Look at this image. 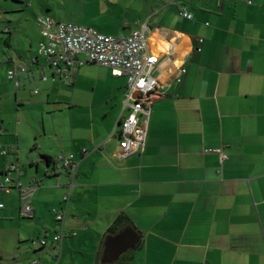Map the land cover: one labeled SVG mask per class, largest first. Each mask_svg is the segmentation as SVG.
Listing matches in <instances>:
<instances>
[{
    "label": "crops",
    "instance_id": "crops-1",
    "mask_svg": "<svg viewBox=\"0 0 264 264\" xmlns=\"http://www.w3.org/2000/svg\"><path fill=\"white\" fill-rule=\"evenodd\" d=\"M171 7L186 24L154 4L133 27L73 23L111 37L144 23L151 28L148 51L158 58L159 88L144 152L124 160L117 158L116 124L127 115L126 79L90 64L57 75L37 59L35 23V44L17 52L18 34L11 25L2 28L0 182L8 165L19 173L8 174V193L0 190V264H105L106 238L128 228L107 233L121 216L139 242L109 264H264V0H173ZM181 8L191 20L179 15ZM20 66L27 72L8 80L7 72ZM27 85L30 98L22 92ZM61 102L65 120L50 119L48 111L37 125L38 112L23 111ZM59 155L79 163L73 181L55 167ZM32 182L33 216L24 219L16 186ZM55 209L64 212L66 237L53 262L52 248L30 244L50 243L60 230Z\"/></svg>",
    "mask_w": 264,
    "mask_h": 264
},
{
    "label": "built area",
    "instance_id": "built-area-1",
    "mask_svg": "<svg viewBox=\"0 0 264 264\" xmlns=\"http://www.w3.org/2000/svg\"><path fill=\"white\" fill-rule=\"evenodd\" d=\"M179 15L186 20H191L192 15L184 8L179 10ZM35 25L40 35V42L36 50L37 59H42L45 65L57 75L71 76L78 67L86 64L108 69L114 78H125L126 85L123 92V110H127L124 119L118 120V139L120 152L119 160H124L133 155L144 152L147 124L151 112V104L157 94L158 84V58L148 51V38L151 28L144 23L138 29L122 37L105 36L90 27L79 26L69 22H55L49 17L36 18ZM81 57L83 59H81ZM27 70L24 66L7 72V79L14 80L17 74H24ZM42 80H46L42 77ZM37 92L34 91V94ZM9 151H1L5 156ZM85 152V151H84ZM206 152H211L206 151ZM226 156L219 154V162L222 164ZM57 170H62L75 178L79 163L73 155H59L53 160ZM18 172L14 165L5 167L3 181L0 182V190L8 193L11 179L9 173ZM19 173V172H18ZM28 186L17 184L19 192L21 218L29 219L33 216L30 205L31 196L36 189L35 182ZM69 195L64 196L66 203ZM4 204L0 202V211ZM55 222L61 226L48 243L45 239H37L31 242L35 248H52V260L58 261L59 246L66 234L62 228L64 212L61 209L52 211ZM32 264H37L33 261Z\"/></svg>",
    "mask_w": 264,
    "mask_h": 264
},
{
    "label": "rangeland",
    "instance_id": "rangeland-1",
    "mask_svg": "<svg viewBox=\"0 0 264 264\" xmlns=\"http://www.w3.org/2000/svg\"><path fill=\"white\" fill-rule=\"evenodd\" d=\"M172 2L173 0H0V39L6 37V35L2 34V28L5 25H11V32H16L19 37L13 44V51L28 49L29 46L35 44L33 24L36 18L45 16H49L55 21L79 23L87 26L93 23L97 26L105 23H125V26L133 27L137 20L144 21L147 19L150 6L153 4L159 8L161 7L162 10H164V7L171 8L175 13L173 15L175 23L182 25L185 22L186 24V21L178 16L176 8L171 7ZM107 34L124 35L122 31L118 35L111 31ZM3 73V77H5V70ZM10 88V99L13 100L12 91L15 89L12 85ZM42 88L43 86H40V89ZM32 90L33 86L27 85L26 91L22 92L25 97L30 98L29 92ZM40 95H42V92ZM58 99H62L61 96ZM23 111L30 117L33 111L38 112V114L34 115L37 125L41 122L39 113H44L47 118L45 113L52 111L54 114L50 116V119H56V121H59V119L65 120L68 116V109L62 102L59 104H47V106L42 104V106L34 109L24 107Z\"/></svg>",
    "mask_w": 264,
    "mask_h": 264
},
{
    "label": "water",
    "instance_id": "water-1",
    "mask_svg": "<svg viewBox=\"0 0 264 264\" xmlns=\"http://www.w3.org/2000/svg\"><path fill=\"white\" fill-rule=\"evenodd\" d=\"M139 237L131 228L123 230L116 236L106 238L103 250L102 263H112L119 259L124 253L134 250Z\"/></svg>",
    "mask_w": 264,
    "mask_h": 264
},
{
    "label": "trees",
    "instance_id": "trees-1",
    "mask_svg": "<svg viewBox=\"0 0 264 264\" xmlns=\"http://www.w3.org/2000/svg\"><path fill=\"white\" fill-rule=\"evenodd\" d=\"M42 159L47 165H50L51 160L48 157H42ZM130 226H132L130 221L127 218L121 216L115 220V222L109 228L107 233L110 235H115L117 232H120L121 230L125 229L126 227L129 228Z\"/></svg>",
    "mask_w": 264,
    "mask_h": 264
}]
</instances>
